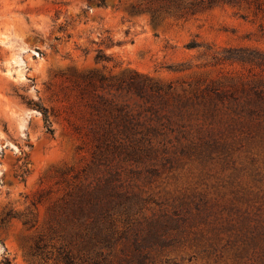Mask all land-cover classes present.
<instances>
[{
  "label": "rangeland",
  "instance_id": "obj_1",
  "mask_svg": "<svg viewBox=\"0 0 264 264\" xmlns=\"http://www.w3.org/2000/svg\"><path fill=\"white\" fill-rule=\"evenodd\" d=\"M100 102L158 149L103 154V264H264V0H0V264L109 177Z\"/></svg>",
  "mask_w": 264,
  "mask_h": 264
},
{
  "label": "trees",
  "instance_id": "obj_2",
  "mask_svg": "<svg viewBox=\"0 0 264 264\" xmlns=\"http://www.w3.org/2000/svg\"><path fill=\"white\" fill-rule=\"evenodd\" d=\"M164 1L171 6L177 5L179 0ZM157 18L154 16V22ZM96 59L110 61L111 57L100 51ZM101 81H104V78H101ZM100 103L98 107L97 105L93 107L99 123L97 125L99 145L95 163L106 165L109 177L100 179L96 184L81 185L56 206L54 217L59 227L52 226L50 235H41L34 241L27 253L32 264H103L105 261L103 249L108 248L110 243L98 227V223L103 211L120 197L121 188L117 185L120 182L118 172H112L107 161H103V154L112 149L114 152L122 150L123 162L138 163L145 156H154L158 151L154 145L156 135L147 137V134L143 135L135 127L132 128L131 122L113 121L110 108L106 103ZM33 104L38 107L36 103ZM44 117L48 132L53 133L47 111L44 112ZM113 130L117 132L113 134ZM151 131L157 134L155 129ZM5 264L11 263L6 261Z\"/></svg>",
  "mask_w": 264,
  "mask_h": 264
}]
</instances>
